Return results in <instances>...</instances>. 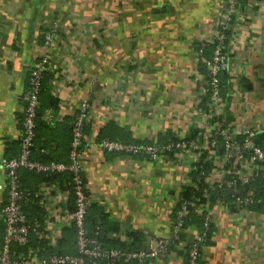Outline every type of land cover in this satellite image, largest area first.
<instances>
[{"label":"crops","instance_id":"0c3cea01","mask_svg":"<svg viewBox=\"0 0 264 264\" xmlns=\"http://www.w3.org/2000/svg\"><path fill=\"white\" fill-rule=\"evenodd\" d=\"M243 1L226 45L229 69L219 75L220 116L236 137L247 128L264 131V0ZM225 7L226 0H0V248L3 161L18 150L29 70L45 56L49 92L58 104L42 116L53 133L41 136L43 153L64 156L65 118L90 103L91 132L80 154L93 203L88 227L101 223L106 238L126 243L140 234L141 246L170 237L172 210L200 155L151 160L108 153L96 144L97 135L106 128L110 139L160 142L201 126L206 70L198 49L212 42ZM50 28L54 40L45 46L41 36ZM212 54L203 51L206 58ZM223 170L238 180L253 174L251 165L232 161L212 168L206 183L216 185ZM23 185L24 210L39 227L19 254L39 260L57 252L75 255L68 172L27 176ZM211 211L213 232L201 247V263L264 264V210L217 202ZM196 235L187 229L184 238ZM183 251L174 246L151 264H185Z\"/></svg>","mask_w":264,"mask_h":264},{"label":"built area","instance_id":"2783aa9c","mask_svg":"<svg viewBox=\"0 0 264 264\" xmlns=\"http://www.w3.org/2000/svg\"><path fill=\"white\" fill-rule=\"evenodd\" d=\"M242 0H226V7L221 17L220 26L212 39L214 41L213 54L210 58L203 55L205 43H201L198 49L200 62L206 70V80L204 86V96L208 98V109L204 110L205 120L199 126L198 132L201 141L188 140L185 137H177L176 141L149 142V143H129L108 138L100 139L96 144L105 152L122 153L130 157L144 156L151 160L166 159L171 153H189L198 155L202 151H207L213 168L223 167L231 161L249 164L253 168L251 178L229 177L231 170H223L222 179L217 182L220 189L232 191L235 195L241 194L243 183H248L252 178L258 177L259 166L264 165V147L256 143L259 130L255 128L244 129L240 134L241 142H238L236 135L230 133L221 115V82L219 75L229 69L228 51L226 48L228 33L232 32L234 14ZM55 28H50L42 33L43 43L48 46L53 43ZM48 57L45 56L30 69L28 77V89L23 95L24 113L21 121L22 134L17 156L5 159L3 167L6 172V202L1 210L3 217V235L0 248V264H32L36 259V264H100L106 260L109 264H116L117 261H131L134 264H151L158 258L169 253V247L174 245L183 248L187 255L188 264H197L200 258L202 243L207 238V231L213 220V212L209 208L198 206L196 212L202 213L203 230L194 238H182L186 228L183 227V218L190 212L189 205L182 201L180 208L176 212V218L171 226V235L167 238L148 239L141 248L135 250L121 248H106L98 239L100 228L95 227L94 234H90L87 228V215L91 207L92 198L86 187L83 173V163L80 160L81 152L78 151L81 134V123L90 107L88 101H84L79 106V114L73 127V139L71 142L70 160L67 163L49 162L42 163L31 158L30 148L33 145L36 111L39 106V91L41 85L42 72L46 70ZM77 110V111H78ZM223 141L222 155L218 156V141ZM87 143L85 145V148ZM22 169L34 171L36 173L55 174L68 172L71 174L72 192L74 196V209L70 214V220L75 230L76 254H51L47 258L37 259L35 256L26 258L21 256L18 248L28 245L29 237L39 227L32 223L24 210V203L27 200L26 190L22 188L20 182V171ZM260 198L254 190H248L243 196L237 197L235 202L239 208L247 207L248 204L260 202Z\"/></svg>","mask_w":264,"mask_h":264},{"label":"trees","instance_id":"16d2710c","mask_svg":"<svg viewBox=\"0 0 264 264\" xmlns=\"http://www.w3.org/2000/svg\"><path fill=\"white\" fill-rule=\"evenodd\" d=\"M242 2H244V1L242 0L241 4H242ZM229 36H230V32L228 33L227 42L229 40ZM42 41H43V37H42ZM214 44H215V42L213 41L210 44H208L207 47H204V49L206 50L207 48H210V50L213 51ZM29 73H30V70H29ZM28 77H29V74H28ZM49 77H50V75L46 70L42 72L41 85H40V91H39V106L37 108L36 118H35V129H34L35 135L33 138V145L30 148V154H31L32 159H34L38 162H42V163H49L52 161L60 162L61 160H64V162H69L70 152L72 149L71 142L73 139V127H74V123L77 119V116L79 114V110L76 111L74 113V115H71L70 117L65 118L66 124L64 126V129H65L64 135H65L66 140H68V141H64V143H63V146L64 147L66 146L65 147L66 153H64V156H61L62 153H59L57 151H54L53 153H48V154H45L42 152V149H44V147H42L41 136L47 134V132H50L51 135H53L51 129H49L50 127L42 119V116H43L44 111L48 107L55 108L58 104V99L55 98L54 96L50 95L49 84H48ZM27 89H28V85H27ZM207 101H208V98L204 97L203 102H202L203 103V105H202L203 110L208 109ZM87 115H88V112L86 113V116H85V118L82 121L81 126H80L82 138L80 140V145L78 147L79 152H81L85 149V145L87 143L86 137H88V135L91 132L90 131V124L87 121ZM22 119H23V117H22ZM107 130L108 129L104 128L102 131H100L99 134L97 135V137H98L97 140H100L103 138H108L107 136H109V135H108ZM108 139H110V138H108ZM177 139H178L177 137H170L169 139L164 140V141H160V142L176 141ZM185 139L201 141L198 129H192L190 134L188 136H186ZM236 139L238 142H241L242 137H236ZM113 140H115V139H113ZM119 141L129 142V143H149V141H139V140H131V141L119 140ZM156 142H158V141H156ZM256 143L261 145L262 147H264V131L258 133L257 138H256ZM16 145L18 146V150L12 157L17 156V154H18L20 140H19V142H16ZM217 145H218V149H219L218 150V156H220V155H222V152H223V141L220 139L218 141ZM175 153L176 152L169 154L166 159H169L171 157L173 158ZM12 157H10V158H12ZM194 167L195 168L189 174L190 182H188V184H186L182 187L180 195H179V199H178L176 205L174 206V208L172 210V213H171L172 224L175 221L176 212L180 208L181 202L186 201L187 203H192V204L188 206L190 212L183 218V227L186 229H195L196 232L199 233L203 230V216H202L201 212L198 213L195 211L198 206H200L201 208L203 207V208L211 209L212 206L214 204H216L217 202H224L227 204L229 203V205L234 209L237 206L236 202H235L236 198L243 196L248 190H254L261 200L258 203L248 204L247 207H244V208L246 210H253V211L264 210V167L262 169L259 168L260 175L258 177H254L248 183H243L242 186H240L242 189L240 195H238V194L235 195L233 193L230 194L227 189L218 188L217 184L210 186L206 183V177L208 176V174L210 173V171L213 168V162H212V160H210L207 151H202V153L200 154L199 160L195 164ZM227 167H228V163L226 164L225 168H227ZM40 174H44V173H36L34 171L22 169L20 171V176H19L22 188H24L23 182L25 180V177L28 176V177H33L36 179V178H39ZM56 174L57 173L46 174V175H47V177H50V176L52 177V176H55ZM68 174L70 175V187H72V183H71L72 176L70 173H68ZM232 176H234V175L230 174L227 176V178L232 177ZM26 195H27V192H26ZM91 207H92V205H91ZM90 225H91L90 227H88V225H87V228H88L90 234H94V232L96 231L95 227L100 228V234L98 235V239L102 243V245L106 248H121V249L135 250V249L142 247L141 245H139L140 241H142L140 234H137V233L130 234L129 235V238H130L129 243H126V242H121L117 239L106 238L104 236V230H103L101 223H91ZM212 232H213V225L211 224L209 230L207 231V238H206L205 242L202 243V246L209 243V238H210ZM74 233H75V231H74ZM184 237H185V235H182V238H184ZM174 243H175L174 245H171L169 247V251L174 246L176 247L177 241H174ZM183 253L185 254V264H188L187 255L184 251H183ZM54 254H64V253L57 252ZM200 259H201V252H200V258H199L197 264H202ZM115 263L116 264H125V263L126 264H134V262L124 261V260L123 261H117ZM100 264H109V263L106 260H104V261H101Z\"/></svg>","mask_w":264,"mask_h":264}]
</instances>
